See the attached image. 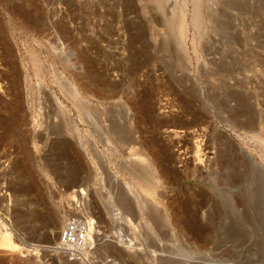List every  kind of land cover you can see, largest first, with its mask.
<instances>
[{"label": "rangeland", "instance_id": "1", "mask_svg": "<svg viewBox=\"0 0 264 264\" xmlns=\"http://www.w3.org/2000/svg\"><path fill=\"white\" fill-rule=\"evenodd\" d=\"M61 213L90 264H264V0H0V216L25 250Z\"/></svg>", "mask_w": 264, "mask_h": 264}, {"label": "bare ground", "instance_id": "2", "mask_svg": "<svg viewBox=\"0 0 264 264\" xmlns=\"http://www.w3.org/2000/svg\"><path fill=\"white\" fill-rule=\"evenodd\" d=\"M197 14H198V12H197ZM183 20L184 19L182 18L181 21H183ZM181 23L182 24L180 25V29L179 30H180V32H183L185 30V28H186V25L183 22H181ZM183 42H184L183 36L181 35V44H183ZM61 79H62L61 81L64 83V85L62 86V84L60 83L59 84V88L62 91H64V90L66 92L68 91L70 93L71 97H73V99L74 98H76V99L78 98L77 100H79V99L82 98L83 100H85V96L79 91V89L72 82H70L64 76H62ZM38 84L40 86L38 92H39V96H40L41 101H42V98H43L44 95H51L52 94L51 95L52 102H54L58 107H60L62 109L63 105L59 101V99L55 95H53V93L50 94L48 92V93L45 94L44 93V86L41 83H38ZM31 93H34V91H32ZM48 100H51V99H48ZM79 101L81 102L82 100H79ZM85 101H86V105H87L88 102H87V100H85ZM76 104L79 105V103H76ZM45 105H46V103H45ZM82 105H83V103H82ZM84 105H85V102H84ZM73 106H74V104H73ZM188 106H189V104H188ZM62 110H64V108ZM65 110H66V108H65ZM76 110L78 111V116H79V118L81 120H83V116L86 117L89 114V112H90L89 110H86V111H89V112H87L88 114L85 115L83 113L84 109L78 108V106H77ZM71 131H72V133L74 134V136L77 138V140L79 142H80V140L83 137H86L87 135L88 136H92V133H91L90 130L86 129V131H84V133H83L79 129L78 125L73 124V123H72V126H71ZM139 160L143 161L145 164H147V166L146 165L145 166L148 167V169L150 170V175H151L152 178L158 177V175L156 173L157 170H156L155 167L152 166V162H150L149 160H147V158L142 157V156H140L138 158V161ZM143 162H141V163L143 164ZM142 166L144 167V164ZM148 169H146V170H148ZM114 218L115 219H122L120 213L119 214L115 213L114 214ZM58 221H59L60 227L64 228V226L66 225L64 230H63L64 234H63V236L61 235L62 237L60 239V242L58 243L59 246H56V247H53L51 245L39 246V245H36V244L26 243L25 247H29V249L25 248V250H23L24 249L23 247L22 248H18L15 244H13L10 241V239L12 238V229H11L10 225L6 222V220L0 216V225L4 229V232H5V234L3 235V238L6 239L3 242V244L7 246V247H3V244L0 245V255H2V256H7L8 255L12 259H16V258H19V257H24L26 255V253H29V254L33 255L35 258H37V257L40 256V254L42 252H48L50 254L55 253V252H59L61 257H64V259H66V260L67 259L68 260H72L73 262H76L78 264H90L89 263V257H90V254L93 251L92 250L93 247L95 246V244H96V242L98 240L97 236H96L97 235L96 226H92L91 224L89 225V228L87 230V237H86L85 233L82 234V235H79L78 233L75 234L74 232L69 230L68 224H65V221H64V213L59 214ZM77 228L79 230H82V229L79 228L78 224H77ZM55 234H56L55 230H51L50 231V237L52 239L55 238ZM74 235H77V236H74ZM117 245H119V246H124L125 245L126 249H134V247H135L134 243L132 241H130V240L126 241V239L124 240L122 238H120L118 240Z\"/></svg>", "mask_w": 264, "mask_h": 264}, {"label": "built area", "instance_id": "3", "mask_svg": "<svg viewBox=\"0 0 264 264\" xmlns=\"http://www.w3.org/2000/svg\"><path fill=\"white\" fill-rule=\"evenodd\" d=\"M67 224L69 226V230L70 231L74 232L75 234L78 233L79 235H82L83 234V231L82 230L77 229V223L76 222L73 221V222L67 223ZM63 234H64V232H63ZM63 234H62V236H63ZM74 236H77V235H74Z\"/></svg>", "mask_w": 264, "mask_h": 264}]
</instances>
